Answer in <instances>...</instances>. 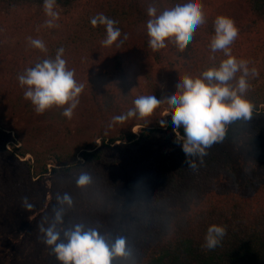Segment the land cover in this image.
I'll use <instances>...</instances> for the list:
<instances>
[{"label":"trees","instance_id":"1","mask_svg":"<svg viewBox=\"0 0 264 264\" xmlns=\"http://www.w3.org/2000/svg\"><path fill=\"white\" fill-rule=\"evenodd\" d=\"M185 2L57 0L61 18L56 27L48 28L43 0H0V109L13 97H23L17 76L44 59L54 58L61 47L78 82L88 76L102 79L106 70L116 75L118 82L115 88L102 92L103 103L97 109L103 122L92 124L86 134L83 129L74 135L66 119L35 129L29 128L26 119H19L9 129L13 135H7L1 144L0 161L8 163L11 184L17 186L11 194L20 200L26 198L25 191L33 194L48 176L64 181L88 173L91 182L78 189L79 200L73 197L70 207L76 224L86 230L95 228L104 234L101 225L111 221L115 205H125L127 254L112 264H264V142L259 143L264 139V0H200L206 23L197 28L192 42L183 51L173 43L162 49L175 58L173 62L157 54L166 73L180 61L193 78L218 67L226 57L209 48L213 21L217 16H228L239 29L231 45L232 55L248 60L249 67L259 73L249 77L251 88L246 94L255 106L253 118L228 126L224 141L208 149L202 163L192 158L195 169L185 163L170 118L164 127L157 113L150 118L151 123L132 118L133 126H140L135 135L132 127L119 132L126 122L112 123V118L126 113L134 100L129 97L124 71L138 44L147 42V6L155 4L162 11ZM98 13L118 22L121 38L111 47L101 44L106 35L104 26L93 28L90 24ZM28 37L42 39L48 51L32 48ZM239 76L237 73L236 79ZM236 79L231 85L235 86ZM82 97L83 92L74 120L79 126L88 124L82 112L90 111ZM248 128L258 138L249 132L245 135ZM177 131L184 135L183 128ZM243 139L246 143L237 153L232 152L230 144ZM9 142L12 149L7 150ZM26 156L31 162L22 160ZM3 188L0 185V194ZM212 224L224 226L226 235L209 251L202 245Z\"/></svg>","mask_w":264,"mask_h":264},{"label":"clouds","instance_id":"2","mask_svg":"<svg viewBox=\"0 0 264 264\" xmlns=\"http://www.w3.org/2000/svg\"><path fill=\"white\" fill-rule=\"evenodd\" d=\"M42 8L46 27H56L62 12L57 0H43ZM146 15L148 47L153 52L165 49L168 43H173L183 51L192 42L197 28L206 23L204 5L200 0H186L183 4L164 8L162 11L155 4H149ZM117 23L103 13L90 19L93 28L104 26L106 35L101 41L104 47H111L120 41L121 30L116 26ZM213 25L214 35L209 48L211 52H222L226 57L218 67L209 68L196 78L183 76L175 90L163 100L153 94L139 95L126 113L112 118L113 124H124L132 118L150 122L161 104L166 103L164 115L170 117L176 143L185 155V163L192 169L196 168L192 158L199 159L202 163L203 157L208 154L207 150L224 141L228 126L241 119L251 120L255 107L246 99V94L251 88L249 77L255 78L259 73L255 68L249 67L248 60L237 59L232 55L231 45L239 35L235 21L228 16H217ZM28 42L40 52L48 51L42 39L28 37ZM63 57L64 49L58 48L54 58L44 59L17 76L19 86L24 89V99L30 102L37 115H42L55 106L63 108L61 115L70 120L79 104L85 85L76 80L75 70L67 67V61ZM237 73H240L238 79ZM234 79L235 86L229 83ZM159 123L164 127L167 121L160 119ZM180 128H183L182 137L177 131ZM131 131L134 135L138 133L137 128H132ZM90 182L91 176L86 172H82L76 181L81 188ZM57 204L61 207L54 210L47 226H39V231L42 233L43 244L51 250L58 264H112L114 259L126 256V240L123 237L111 241L107 234H101L95 228L86 230L80 223L70 228L63 226V206H72L71 197L67 193L58 195ZM31 208L32 205H27V210L30 211ZM225 235L224 226L209 225L202 247L214 250Z\"/></svg>","mask_w":264,"mask_h":264},{"label":"rangeland","instance_id":"3","mask_svg":"<svg viewBox=\"0 0 264 264\" xmlns=\"http://www.w3.org/2000/svg\"><path fill=\"white\" fill-rule=\"evenodd\" d=\"M167 57L171 62L175 61V58H171L170 54L166 50H160L153 52L148 47L147 42H141L138 44L135 56L131 61L126 62L125 76L128 79L130 87L129 97L135 99L139 95L153 94L158 99L166 98L172 91L175 90L176 85L180 78L188 75L186 67L182 64V61L175 63L171 71L165 72L164 68L159 64V57ZM264 66V60L263 65ZM85 85L83 96L81 101L87 102L90 111L83 113V119L88 120V124L82 122L79 126L74 122L76 119L75 108L72 118L66 119L61 115L62 111L59 107H52L42 115H37L34 108L29 101H26L24 97H13L9 104L3 109H0V147L3 141L7 140V135H13L10 132L11 125H17L19 119H26L31 125L29 128L35 129L40 126H48V122H62L63 119L68 120L71 124V130L75 134H80L83 129V134H86L87 130H90L92 124H99L103 122L102 113L98 111V105L102 104L101 94L104 91L111 90L117 85V76L113 75L110 70H106L102 79L100 77L88 76L81 81ZM230 83V82H229ZM231 84V83H230ZM15 104V105H14ZM14 105L13 108H9ZM133 106V103L129 105V108ZM67 107V105H65ZM167 109L166 103H162L155 113L160 119L168 120L170 117L165 116L164 113ZM154 113V115H155ZM90 117V118H89ZM142 120H139L140 122ZM137 122V123H138ZM133 120L129 119L126 124L120 127V131L132 127L140 129L139 125L133 126ZM151 123V122H149ZM249 132L250 136L258 138L251 128L246 130L245 135ZM245 135L243 137H245ZM264 139L260 138L259 143L262 144ZM246 140L243 139L238 143H232L231 151L237 153L241 145L245 144ZM17 145V144H16ZM11 143H6L5 148L7 150L12 149ZM22 160L31 162L30 156H26ZM12 173L6 165L0 161V185L4 190L0 194V264H58L55 257L51 254V250L46 248L43 244L42 233L39 231V226L44 224L47 226V222L51 221V217L54 210L61 205L57 204V197L67 193L71 200L76 198L78 189L76 179L66 178L64 181L53 179L48 176L42 181V186L30 194L24 192V200H20V197L12 195L17 186L11 184ZM6 180V183H4ZM53 182L56 183L54 188ZM54 188V189H53ZM119 192V191H118ZM79 200V197L76 198ZM26 200V203H25ZM82 202V198L80 200ZM83 203V202H82ZM84 204V203H83ZM27 205H32L31 210H27ZM64 207V227L70 228L76 224L74 221L76 216H71L72 211L66 205ZM124 209H127L125 205L115 208L112 211L110 222H105L101 225L104 234H107L111 241L117 238L123 237L126 239L125 224L127 218L124 215ZM86 207L84 206V211ZM74 214V210H73ZM111 223V225H110ZM84 226V225H83ZM85 228V226H84Z\"/></svg>","mask_w":264,"mask_h":264}]
</instances>
